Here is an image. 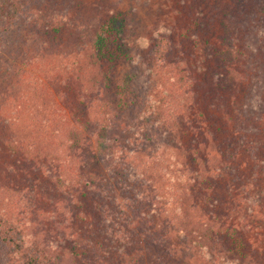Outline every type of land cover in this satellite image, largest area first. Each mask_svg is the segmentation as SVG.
<instances>
[{"label": "trees", "instance_id": "obj_1", "mask_svg": "<svg viewBox=\"0 0 264 264\" xmlns=\"http://www.w3.org/2000/svg\"><path fill=\"white\" fill-rule=\"evenodd\" d=\"M57 1L47 0L49 5L31 10L26 6L29 3L20 5L11 0H3L0 4L1 50L7 45L16 49L17 43L22 40L29 44L38 43L41 48L44 43H54L64 28L61 18L54 16L58 13L50 12L52 10L50 4L54 5L53 3ZM263 1H227L218 15L214 17L218 18L221 27L218 45L214 47L208 43V40L200 41L194 36L191 37L198 31V25L192 24L193 21L189 17L185 18L183 17L185 15L177 13L178 10L173 9L174 5L170 0H140V2L153 6L166 18H170L175 13L178 14L176 18L178 23L172 25L173 32L190 41L191 50L185 60L188 63L182 62L174 68V74L168 73V83L166 81L159 83L153 90L148 89L147 86L146 95L140 106L136 108L139 109L137 119L141 127L135 133L137 137L149 130L159 131L168 136L160 144L170 154L171 160L159 162L160 159H158L157 164L161 165L160 167L166 175L177 180L178 185L173 186L170 200L164 190H157L153 195L152 192L149 193L143 188L141 192L143 199L139 202H137L140 199L139 195L136 197L134 195L133 198L127 197L113 185L105 184L104 187L103 180L105 178L98 177L93 173H90L89 180H82L79 175L69 178L64 174H59L53 177L50 179L49 185L54 191V199H48L43 195L37 196L34 191L21 193L17 190H9L10 192L3 195L4 187L0 185V199H5L4 205L0 204V264H92L90 263L92 259L102 260L111 259V257H116L119 264H258L250 256L245 258V262L239 260L237 255L230 259L227 256L218 259L221 256L218 252H224L218 251V243L222 241L223 237L227 240L238 237L233 240L235 241L234 247L228 251H239L245 245L241 235L239 236L240 232H246L248 228L251 229L250 231H260L261 229L264 231L263 214H261L263 227L252 226L253 220L251 221L247 217V215H254L256 202L264 199V168L261 172L251 170L250 174L240 169V176L235 175L230 169L228 170V165H224L217 159L206 157L204 150L206 141L203 142L202 138L210 134L206 139H212L217 143L218 136L216 135L218 134L215 133V129L216 125L220 124L218 120L224 121L223 117L229 114L230 109H234L229 101L224 104L225 100L218 101L217 95L215 96L216 92L228 94L239 87L242 96L238 97V102L241 109L246 108L245 103L248 107L254 104L256 108H261L258 91L262 87L264 76L261 75L259 67H257L256 75L250 71L247 72L249 65L244 62L245 58L236 45L239 42V37L234 29L235 25L232 26L231 21L233 18L241 21L246 16H254L257 21L252 22L253 25L264 24V17L259 15L260 9L264 6ZM168 13L171 15L169 16ZM186 15L191 16L190 13ZM207 15L208 13H205L206 19ZM124 21L115 15L107 18L103 22L104 24H101L95 31L92 37V46L99 60V69L106 64L110 66L115 55L122 54L121 58L131 60L133 49L144 43L147 44L146 37L141 41L138 37L133 39L132 36L136 35L134 29H130L127 34L123 33L121 23L123 24ZM119 23L120 26L117 27ZM17 37L18 42H15ZM133 44L136 45L131 47ZM3 54L5 53H0L1 56ZM9 54L11 56L12 52ZM132 59L134 62L139 60L138 58ZM238 62L240 65L237 67ZM261 66L264 70V58H261ZM75 67L76 61L72 65V69L71 65L68 67L66 65L65 73L80 77L78 75L80 70H76ZM15 70L16 65L0 68V80L5 81L4 79H6L11 91L22 90L26 85L22 82L23 71L15 72ZM108 71L109 69L105 73H99L102 83L109 77ZM171 82L174 87H177V90L173 89V86L167 87ZM198 84L209 86L206 92L208 96L205 97L202 105H199L203 108L198 106L194 93ZM250 92H254L255 96ZM208 97L211 99L208 100ZM61 98L60 106L63 104V97L61 96ZM79 99L80 97L76 94V105L66 104L64 108L67 113L57 116L56 130L63 123L65 124V128L59 132L63 134L61 139L69 143L65 144V141L60 143L64 148L63 152L69 157L82 149L89 130L86 126L87 123L83 124L76 118L84 109L81 104H77ZM256 102L259 103L256 104ZM215 104L222 106L221 111L215 107ZM124 106L129 108L128 105ZM133 108L134 106L128 110L132 111ZM57 117H51V121L54 122ZM263 117L262 109H260L255 117L256 122L264 120ZM230 120L225 124L228 125ZM99 124L100 130L106 131H104L105 134H114L112 127L105 123L104 118L99 120ZM254 129L256 130V127ZM123 130L129 129L126 127L116 133L118 142L112 148L105 146L102 137L99 138V135L96 137V150L91 152L93 158L98 160L93 161L95 164L100 166L98 163L107 161L113 166L114 161L126 157L125 146L122 152L119 149L122 146L120 144L124 143V138L120 139ZM234 131L237 132V129ZM229 132L226 131V133ZM220 135H225V132H220ZM229 136L225 142L222 141L226 148L234 147L243 151L242 146H246L244 137L237 138L233 133H230ZM159 137L161 136L155 135L156 139ZM146 138L145 135L143 141L146 140L147 144H154L151 138ZM259 140L260 143H264V135L260 136ZM46 147L42 148L37 144L38 150L36 149L34 152L35 155H31L27 160L23 157L22 159L35 166L42 164L61 166L63 164L62 155ZM247 149L248 152L249 150L251 153L253 152L252 148ZM13 152L20 156L21 153L27 154V149L26 147H16ZM263 152L264 146L261 151L262 155ZM252 156L257 158L258 164L264 165V157ZM113 168H118V166ZM106 170L110 176L109 183H111L116 176L112 173V167L109 166ZM150 172V170H146L143 174L147 177L148 174H152ZM155 178L156 176L152 175L144 182L157 180ZM97 183H101L99 185L103 188L104 194H98ZM221 187L226 189L227 198H232L235 196L233 192H238L239 195L236 196H239V204L235 205L236 208L239 206L237 211H230V207L229 209L221 208L218 203L220 196L215 197V193ZM255 187L257 188L254 189ZM259 189L260 192H257ZM73 190L83 192L79 194V197H86L85 191L102 196L105 215H108L106 214L107 208L113 201L121 199L126 202L125 209L127 211L132 209L130 212L133 214L129 218V224L132 226L133 232L135 228L140 230L138 231L139 239L127 241L125 247L118 248L119 250L112 254L111 248L104 247L109 235H103L100 230L86 227V225L90 227L88 221L91 217L88 219L84 215V213L88 214V209L84 208V201L80 202L72 196L70 202L66 203L60 198L68 196ZM44 198L48 201L44 202ZM160 199L164 201V205H172L169 218L163 219L154 215H159L157 208L160 209ZM46 202L49 203L48 207H44ZM141 202L148 203L150 207L148 206L147 210L142 207L137 208L136 205H142ZM119 204L124 205L125 203ZM215 206L217 208H214ZM215 211H218L219 214L217 215ZM121 214L124 218L125 213ZM152 216L158 218L153 220ZM231 216H234V220L238 221L237 225H234L233 222L229 224V227H226L225 223H228ZM123 218L119 220L126 222V219ZM77 224L85 226L82 233L76 231ZM157 234L160 237L154 241ZM174 242L178 243L174 244ZM101 264L105 263L101 262Z\"/></svg>", "mask_w": 264, "mask_h": 264}, {"label": "rangeland", "instance_id": "obj_2", "mask_svg": "<svg viewBox=\"0 0 264 264\" xmlns=\"http://www.w3.org/2000/svg\"><path fill=\"white\" fill-rule=\"evenodd\" d=\"M11 1L20 5L29 3L26 6L31 10L41 9L45 5H49L47 0ZM227 1L229 0H170L174 5L172 6L173 9L178 10L177 13L185 15L183 16L185 18L189 17L193 21L192 24L198 25V31L191 37L194 36L200 41L202 39L204 41L208 40V43L214 45V47L218 45L217 42H219L221 34L220 22L218 18L214 17L218 15ZM2 2L3 0H0V4ZM53 4H50L52 8L50 12L58 13L54 16H59L64 25L63 32L54 43L45 44L43 41L44 45L41 48L38 43L29 44L24 43L23 40L18 42L17 37L15 40V42H18L16 49L7 45L1 50L2 45L0 46V53H5L2 56L0 55V68L16 65L15 72L22 70V82L26 83L25 87L18 90L20 91L18 92L17 90H10L6 79H4L5 81L0 80V185L4 187L3 195L10 192L9 190H17L21 193L34 191L37 196L43 195L48 199H54V191L49 185L50 179L59 174H64L69 178L79 175L82 180H89L90 173H93L98 177L105 178L103 180L104 187L105 184L113 185L127 197L139 195L140 199L137 202L143 199L141 196L143 188L149 193L152 192L153 195L157 190H164L167 193L168 200H170L173 186L178 185L177 180L166 175L160 167L161 165L157 164L158 159H160L159 162L161 160H171L170 154L160 144L168 136L159 131L149 130V132L137 137L135 133L141 127L137 119L139 109L136 108L143 101L147 86L148 89L153 90L159 83L168 81V73L174 74V68L177 65L182 64V62L188 63L185 60H187L186 56L191 50L190 41L180 34L174 33L172 28L174 23H178L176 21L178 14L175 13L170 18H166L163 13L157 11L153 6L140 2V0H58ZM260 10L259 15L264 17V6ZM187 13H190L191 16L186 15ZM203 13L204 15H201ZM205 13H208L207 19ZM115 15L119 19L125 20L123 24L121 23L124 29H122L123 33L127 34L130 29H134L136 31V35L132 36L134 40L138 37L141 41L146 37L148 42L147 44L143 42L145 45L142 44L140 47L133 49L134 53L131 54V57L138 58L139 60L136 62L132 58L131 60L121 58L122 54L115 55L110 66L106 64L99 69L100 64L92 46V37L107 18ZM254 21H257L254 16H246L241 21L233 18L231 25H235L234 29L239 37V42L236 45L245 58L244 62L249 65L247 72L250 71L256 75L258 73L257 67H259L261 75L264 76V70L261 66V58H264V24L257 23L253 25L252 22ZM119 26L120 23L117 27ZM11 39L13 40V37ZM135 45L133 44L131 47ZM10 52H12L11 56ZM75 61V69L80 70L78 72L80 77L65 73L66 65L67 67L71 65L72 69ZM239 65L240 62H238L237 67ZM107 69H109V77L102 83L99 73H105ZM171 86L177 90L172 82L167 87ZM208 87L207 85L198 84L197 89L194 90L198 106L202 105L205 97L208 96L206 93ZM258 92L261 108H256L254 104L248 107L245 103L246 108L244 109H241L238 102V97L242 96L239 87L228 94L216 92L215 96L217 95L218 101L225 100L223 104L229 101L234 109H230L229 114L223 117L224 121L218 120L220 124L216 125L215 129V133L218 134L216 135L218 136L217 143L212 139H206L210 134L202 138L203 142L206 141L204 147L206 157L217 159L224 165H228V170L230 169L238 176H240L241 171L250 174L251 170L261 172L264 168V165L258 164L257 158L252 156L264 157V152L263 155L261 154L264 143H260L259 140L260 136L264 135V120L259 121V123L255 120L260 109H262V115H264V79ZM250 93L255 96L254 92ZM76 94L80 97L77 104H81V107L84 108L76 118L83 124L87 123L86 126L89 130L82 149L74 152V155L69 157L63 152L64 148L60 143L65 141L61 139L63 134L59 132L65 128V124L63 123L58 130H56V124L58 122L57 116L67 113L64 108L66 104L69 106L76 105ZM61 96L63 97V104L60 106ZM209 99L211 97H208ZM213 101L215 103V100ZM258 103L256 102V104ZM124 105H128L129 108L134 106V108L129 111V108H125ZM215 107L220 111L222 109L219 104H215ZM53 116L57 117L54 122L51 121ZM103 118L105 123L112 127L114 134H105V130V132L103 129L100 130L99 120ZM229 119H231V122L226 125L225 122H228ZM126 127L129 130H123V135L120 136L122 138L119 137L120 139L124 138V143L120 144L122 146L119 149L122 152L125 146L126 157L114 161L113 166L108 164L107 161L98 163L100 166L95 164L93 161L97 159L93 158L91 152L96 150V137L98 135L99 138L102 137L105 146L112 148L118 142L116 133L121 132L120 130ZM254 127H256V130ZM235 129H237V132L234 131ZM211 130L212 128L209 129L210 132ZM253 130L254 132H252ZM226 131L230 132L226 133ZM220 132H225V135H220ZM230 133H233L237 138L244 137L246 146H242L243 151L234 147L227 149L226 145L222 143V141H226ZM261 133L263 134L260 135ZM145 135L147 138H151L154 144H147L146 140L143 141ZM155 135L161 137L156 139ZM68 143V141H65V144ZM37 144L42 148L47 146V149L62 155L63 164L61 166L52 164L31 165L26 160L36 152V149L38 150ZM16 147H26L27 154L21 153L20 156L14 154L13 149ZM249 147L252 148V153L250 150L248 152L247 148ZM22 157L26 160H23ZM255 164L259 167L257 168ZM109 166L112 167V173L116 176L111 183H109L110 176L106 170ZM116 166L118 168H113ZM146 170H150L152 174H148L146 177L143 174ZM152 175L156 176L155 179L157 180L144 182ZM99 184L101 183L96 185L98 194H104L103 188ZM225 191L226 189L221 187L215 193V197L220 196L218 203L222 209H229L230 207V211H237L239 206L236 208L235 205L239 204V196H236L239 195L238 192H233L235 196L227 198ZM78 192L73 190L68 196L60 198L66 203L72 196L80 202L84 201V208L88 209V214L84 213V215L88 219L91 217L88 221L90 227L88 225L86 227L100 230L103 235H109L104 247L111 248L112 254L121 247H125L127 241L139 239L140 234H138V231L140 230L135 228L133 232L132 226L129 224V218L133 214L130 212L132 209L129 211L125 209L126 202L121 199L116 202L113 201L107 208L109 211L107 210L106 214L108 215H105L102 196L85 191L86 197H79V194L83 192ZM257 192H260V189ZM93 200L95 202H92ZM4 201V198L3 200L0 199V204L4 205ZM43 201L48 200L44 198ZM160 202V209L157 208L159 215H154L163 219L169 218L172 205H164L162 199H160ZM119 203L125 204L121 205ZM141 204L140 206L136 205V207H142L144 210H147L148 206L150 207L148 203L141 202ZM48 205L49 203H44V207H48ZM214 208H217V206ZM123 212L125 213L124 218L121 214ZM215 213L219 214L218 211H215ZM261 214L264 215V199L256 202V210L253 216L247 215L251 221L253 220L252 226L263 227ZM155 216H152L153 220L158 218ZM231 217L228 223H225L226 227H229V224L233 222L234 225H237L238 221L234 220V216ZM122 218L126 219V222L119 220ZM58 221H60L59 218ZM75 227L76 231H81V233L85 229L82 224H77ZM250 230L248 228L246 232H240L239 236L241 235L245 245L239 251H228L234 247L235 241L233 240L238 237H232L230 240L223 237L222 241L218 243V251L224 252H218L221 255L218 259H222L224 256L230 259L237 255L239 260L245 262V258L250 256L258 264H264V231L262 229L260 231ZM90 232L92 233L91 230ZM159 237L160 235L157 234L154 241ZM176 243L178 242H174V244ZM101 262L119 264L116 257L90 260L92 264H101Z\"/></svg>", "mask_w": 264, "mask_h": 264}]
</instances>
